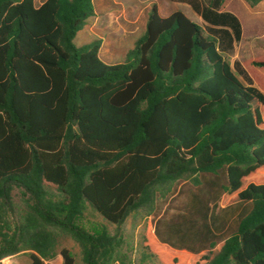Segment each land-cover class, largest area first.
<instances>
[{
  "label": "trees",
  "instance_id": "obj_1",
  "mask_svg": "<svg viewBox=\"0 0 264 264\" xmlns=\"http://www.w3.org/2000/svg\"><path fill=\"white\" fill-rule=\"evenodd\" d=\"M216 1L195 8L200 24L152 4L144 34L106 64L101 38L74 42L93 0H0V264H77L58 246L66 236L82 264L123 262L121 240L89 209L120 226L192 177L203 196L172 220H148L144 256L264 264V83L245 67L264 69V55L228 62L241 26ZM250 44L264 51V39Z\"/></svg>",
  "mask_w": 264,
  "mask_h": 264
},
{
  "label": "crops",
  "instance_id": "obj_2",
  "mask_svg": "<svg viewBox=\"0 0 264 264\" xmlns=\"http://www.w3.org/2000/svg\"><path fill=\"white\" fill-rule=\"evenodd\" d=\"M43 1L35 0V4L39 6ZM113 2H117V4L110 5L108 0H93L95 15L89 20L84 29L77 34L81 36L82 43H88L84 41L89 36L101 38L102 44L99 56L104 63L108 62L109 64L119 63L120 57L124 58L126 52L134 47V43L138 38H130L129 35H134L138 31L144 34L147 15L152 4L156 5L158 14L161 17H168L172 13L180 11L189 19L200 24L202 20L196 13L195 8L202 10L204 7L213 6L217 3L216 0H130L131 5L125 7L122 5L123 3L119 4L126 2L125 0H113ZM117 7H120L118 12L113 11ZM219 12L233 14L240 23L242 41L238 44L242 45L243 55L238 62L241 63L244 60L247 51L264 55V51L250 44L254 38L264 39V0H260L255 6H251L245 0H224L219 5ZM112 27H116V30L121 32L123 43H127L123 50H121V46L119 48L114 47L113 42H108L107 35L101 34L103 30L109 31ZM56 261L57 264H61V259ZM51 264H54V262L51 261Z\"/></svg>",
  "mask_w": 264,
  "mask_h": 264
},
{
  "label": "rangeland",
  "instance_id": "obj_3",
  "mask_svg": "<svg viewBox=\"0 0 264 264\" xmlns=\"http://www.w3.org/2000/svg\"><path fill=\"white\" fill-rule=\"evenodd\" d=\"M110 1V5H116L117 2H113V0ZM126 2L119 3L120 5H124L125 7H129L131 5L130 0H125ZM117 11L120 9V7L114 8ZM106 21V20H105ZM109 23V22H108ZM92 25L91 23L89 24ZM109 26H111L109 24ZM108 26V27H109ZM97 27V26H96ZM102 35H107L108 42L114 43V47H122L121 50H123V47L127 43H123L122 41V35L121 32L116 30V27L110 28L109 31L101 32ZM143 34L138 31L134 35H129L130 38H139ZM94 36L86 37V40L84 42L92 41ZM82 38L81 36L77 35L75 38V44L81 45ZM243 55V49L241 44H236L234 47V50L232 53L228 56L227 60L228 62L233 65L234 62L240 61L242 59ZM123 60V58L120 57V62ZM106 62V61H105ZM108 63V62H106ZM109 64V63H108ZM247 68V71L249 74L253 77L254 80L260 81L261 83H264V69H258L250 67L249 65H245ZM196 177L192 178H186L181 179L178 182H176L173 187L171 188L170 192L166 195L164 199H159L158 208L156 209L155 213L151 214L150 216H146L145 212L143 211H137V212H131L126 217L124 222L120 226H116L113 224H110L107 222L103 217L98 215L96 212H94L92 209H89V217L90 221L93 223H99L103 224L107 230L110 232L112 236H115V238H118L121 240L122 245L119 247V254L124 255L126 258L123 260V262L118 261L115 264H160L156 259H149L144 256V252L142 250V236L146 227V223L148 220H152L153 222L156 220H164L169 221L175 218L180 212L183 211V207L187 202H190L192 200V196H203L202 192L206 191V187L204 185V181L202 180V184H197ZM205 178H209V176H205ZM158 196V195H157ZM205 196H208L205 194ZM20 191L18 189L12 190V199L15 202V204L18 203L20 199ZM214 201H212L211 204H213ZM219 203V202H218ZM215 214L220 215L221 214V207L218 204L217 208L214 209ZM58 246L68 248L72 251V253L76 257L77 264L81 263V255H80V249L77 246V244L70 238V237H62L58 240ZM61 259L60 256H57L53 262L54 264H57L56 260ZM29 260L23 256V255H15L12 257L5 258L1 261V264H28Z\"/></svg>",
  "mask_w": 264,
  "mask_h": 264
}]
</instances>
